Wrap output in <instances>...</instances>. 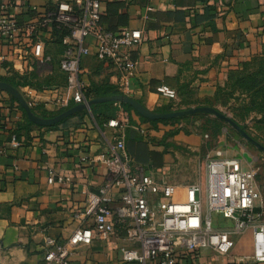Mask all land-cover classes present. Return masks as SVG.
<instances>
[{
    "label": "crops",
    "instance_id": "1",
    "mask_svg": "<svg viewBox=\"0 0 264 264\" xmlns=\"http://www.w3.org/2000/svg\"><path fill=\"white\" fill-rule=\"evenodd\" d=\"M70 1L18 0L19 32L12 39L0 38V78L18 81L26 77L44 87H37L36 100L38 110L43 111L45 104L48 113L73 105L65 78L57 69L61 44L54 30L41 27L37 31L33 40L48 44L50 57L48 64L40 66L27 60L31 40L24 28L42 23L58 3ZM100 3L105 28L142 33L143 41L133 52L135 75L129 90L119 94L154 113L167 108L172 112L211 108L217 89L225 85L229 74L264 53V0ZM80 79L86 91L101 84L116 85L110 69L92 56L82 58ZM23 88L18 91L22 93ZM160 88L173 91L175 98L160 95ZM9 96L0 92V264H43L46 238L66 243L75 229L92 227L83 214L85 193L95 191L107 177L98 158L109 153L116 132L106 124L122 114L128 119L126 153L145 174L181 191L202 179L200 171L191 175V161L170 145L181 143L186 154L196 158L202 142L194 134L179 133L167 139L169 126L142 122L118 103L94 105L55 128L28 126L18 103ZM57 99L63 104L58 105ZM106 104L112 105L102 106ZM109 114L114 118L107 119ZM12 138L18 142L17 147L11 145ZM49 173L62 182L48 184ZM124 244L125 233L117 227L110 240H93L88 247L71 250L70 264H122L119 250ZM250 253V235L246 234L234 239L227 257L203 250L190 255L185 264H239L240 260L255 264L245 260Z\"/></svg>",
    "mask_w": 264,
    "mask_h": 264
},
{
    "label": "built area",
    "instance_id": "2",
    "mask_svg": "<svg viewBox=\"0 0 264 264\" xmlns=\"http://www.w3.org/2000/svg\"><path fill=\"white\" fill-rule=\"evenodd\" d=\"M17 2L0 0L2 39H12L19 32ZM101 17L100 0H71L58 3L42 23L24 28L25 36L31 40L27 60L40 66L48 64L50 57L48 44L33 40L37 31L41 27L65 29L57 69L65 78L70 103L75 106L88 102L80 79L82 58L92 56L110 69L120 94L129 90L135 75L133 52L143 41L142 33H110L104 29ZM38 90L32 86L23 88L21 95L30 109L40 107ZM157 91L175 98V93L166 88ZM56 103L63 104L60 99ZM44 108L45 104L43 111ZM106 125L116 132L109 153L98 158L107 177L95 191L85 193L83 214L91 220L92 227L75 229L66 243L46 238L43 264H70L71 250L88 247L93 240L108 241L117 227L125 233V244L119 250L122 264H185L190 255L203 250L227 257L234 248V239L246 234L250 235L251 253L245 260L264 264V201L255 187L257 172L253 167L244 169L239 158L217 149L204 158L203 178L181 191L165 180H155L132 162L125 150L126 115ZM11 145L18 146L15 138ZM47 182L61 183L62 179L49 173ZM213 214L222 216L230 226L213 225Z\"/></svg>",
    "mask_w": 264,
    "mask_h": 264
},
{
    "label": "rangeland",
    "instance_id": "3",
    "mask_svg": "<svg viewBox=\"0 0 264 264\" xmlns=\"http://www.w3.org/2000/svg\"><path fill=\"white\" fill-rule=\"evenodd\" d=\"M232 85L233 83L225 90L213 108L244 127L248 136L264 148V122L261 120V115L252 110L246 112L249 108L248 104H250L249 99L247 96H242L239 91L233 90ZM159 124L162 127L166 125L170 127L166 135H172V137L168 138H173L179 133L183 135L194 134L202 142L199 155L196 158L191 154L187 155V149L182 147L181 143H170L174 150L183 152L191 161V175L195 170L196 172L200 171V174L203 173L204 158L208 153L217 149L225 150L230 156L239 158L243 162L244 169L249 165L256 170L255 187L264 201V151L255 148L227 123L213 116L202 114L175 123ZM244 155L248 157L250 163L243 158ZM211 219L215 226H230V222L224 220L220 215L213 214Z\"/></svg>",
    "mask_w": 264,
    "mask_h": 264
},
{
    "label": "trees",
    "instance_id": "4",
    "mask_svg": "<svg viewBox=\"0 0 264 264\" xmlns=\"http://www.w3.org/2000/svg\"><path fill=\"white\" fill-rule=\"evenodd\" d=\"M101 23H102V21H101ZM102 25L106 31H108L110 33H114V34L117 33V31H113V29H110L109 27L105 28L103 23H102ZM66 35H67V33H66L65 29L54 30V37H56L60 41V43H61L62 38L65 37ZM0 82H5L17 90L19 88L25 87V86H32V87L41 88V85L34 83V82H31L30 78H26V77L19 79L18 81H15L14 78H11V79H1L0 78ZM232 83H233V85L231 86V88L233 90L239 91V93L242 96H247V98L250 101V104H248L249 108L246 112H250V110L255 111L257 114L261 115V120H262V122H264V53L261 56L253 57L249 62L243 64L240 70L229 74V76L227 78V82L225 83V85L223 87L217 89V93L215 96V103H217L220 100L221 95L225 92V90L228 87H230V84H232ZM117 95H120V94L116 91V89L113 86L108 85V84H101L100 86H92L90 89H88L85 92V99L87 101H92V100L101 99V98H112V97L117 96ZM9 97L12 101L16 102L14 98H12L11 96H9ZM111 105L112 104H106V105H102V106H111ZM72 106L73 105H69V107L67 109H69ZM121 107L125 111L133 112L135 115H137L129 106L121 105ZM18 108L24 116L25 124L28 126H33V124H31L27 120L25 112L23 111V109L21 108V106L19 104H18ZM211 108H213V106ZM67 109L59 110L58 112H55V113H48L45 111H40L38 109L37 110L31 109V111L34 115H36L38 117L50 118V117L56 116V115L64 112ZM213 109H215V108H213ZM172 111H173L172 108H167V109L159 111L158 113H170ZM177 111H181V110L177 109ZM200 115H202V114H197V115L189 116V117H196V116H200ZM138 117L140 118V120L142 122L149 123L151 125H156L159 123H161V124L175 123V122L189 118V117H183V118L173 119V120L147 121V120L141 118L140 116H138ZM109 118L113 119L114 116L112 114H109V115H107V119H109ZM231 120L233 122H235L237 125H239L235 120H233V119H231ZM56 126H52L50 128H55ZM239 127L243 132H245L244 127H242L240 125H239ZM15 137L18 138V136L16 134H15ZM168 137H172V135H167L166 138H168ZM132 162L134 163L133 160H132Z\"/></svg>",
    "mask_w": 264,
    "mask_h": 264
},
{
    "label": "water",
    "instance_id": "5",
    "mask_svg": "<svg viewBox=\"0 0 264 264\" xmlns=\"http://www.w3.org/2000/svg\"><path fill=\"white\" fill-rule=\"evenodd\" d=\"M0 92H4L8 95H10L12 98L16 100V102L21 106L23 111L25 112L27 120L38 127L48 128L52 127L54 125H57L61 123L63 120L67 119L68 117L80 113L85 110H90L91 107L94 105L104 104V103H118L121 105L129 106L138 116L141 118L147 120V121H164V120H173V119H179L183 117L193 116L197 114H205L215 117L216 119L227 123L233 130H235L242 138L247 140L250 144H252L255 148L264 151V148L257 144L254 140H252L245 132H243L239 125H237L235 122H233L230 118L226 117L219 111L210 108V107H197L192 108L188 110H181V111H175L170 113H154L151 112L144 107H142L138 102L132 100L131 98L123 95H117L112 98H102V99H95L92 101H88L86 104L76 105L74 107H71L64 112L50 117V118H41L36 115H34L30 108L26 105L21 93L11 87L9 84L5 82H0ZM248 163H250V160L246 155L243 157Z\"/></svg>",
    "mask_w": 264,
    "mask_h": 264
}]
</instances>
